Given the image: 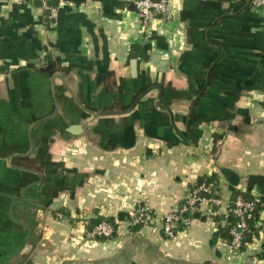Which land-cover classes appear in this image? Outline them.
Returning <instances> with one entry per match:
<instances>
[{
    "label": "crops",
    "instance_id": "1",
    "mask_svg": "<svg viewBox=\"0 0 264 264\" xmlns=\"http://www.w3.org/2000/svg\"><path fill=\"white\" fill-rule=\"evenodd\" d=\"M135 1L0 0V264H264V10L170 0L144 23ZM201 178L221 204L166 237ZM239 195L260 204L228 259Z\"/></svg>",
    "mask_w": 264,
    "mask_h": 264
},
{
    "label": "built area",
    "instance_id": "2",
    "mask_svg": "<svg viewBox=\"0 0 264 264\" xmlns=\"http://www.w3.org/2000/svg\"><path fill=\"white\" fill-rule=\"evenodd\" d=\"M25 1V0H20ZM252 5L257 9L264 10V0H250ZM58 2H64V0H58ZM41 5L51 11L54 10L52 0H40ZM137 12L139 17L144 23L149 22L156 16H163L165 19H171L173 16L172 8L170 6V0H136L135 1ZM207 193L208 195H204ZM219 205L221 204V198L218 196L211 184L202 182L196 184L187 193L184 202L178 208L170 211L164 218V233L166 237L172 238L178 232V227H188L192 215L204 202ZM260 204V199L254 197L253 199H247L239 195L233 201V214L236 217V222L231 226L230 241L228 243V255L227 258H233L237 253H240L246 243L247 234L250 231L249 221L253 219L254 213ZM187 215L182 217V214ZM154 218L152 211L148 205L143 202H139L134 216L131 219L133 225L147 224ZM115 231L113 224L102 221L94 229V233L101 237H111Z\"/></svg>",
    "mask_w": 264,
    "mask_h": 264
},
{
    "label": "trees",
    "instance_id": "3",
    "mask_svg": "<svg viewBox=\"0 0 264 264\" xmlns=\"http://www.w3.org/2000/svg\"><path fill=\"white\" fill-rule=\"evenodd\" d=\"M202 182H206V183H209V182H211L210 180H208L207 178H201L199 181H198V184L199 183H202ZM214 190H215V188H213ZM204 195H208L207 193H203ZM209 196V195H208ZM243 197H245V198H247V199H253L254 197L252 196V197H248V196H244L243 195ZM183 204V203H182ZM181 204V205H182ZM258 208H259V206L257 207V209H256V211H255V213H254V217H253V219H251L250 221H249V226H250V231L248 232V234H247V236L248 235H251L252 233H253V231H254V229H255V216H256V213H257V211H258ZM187 215V213H185V214H182V217L184 216H186ZM192 217H195V214H193L192 215ZM102 221H107V222H109V223H111V224H113L114 225V227H115V231H114V233H113V235L111 236V237H113V236H115V234H116V228H117V225H116V223H115V221H114V219L113 218H111V217H101V216H98L97 218H95V219H92V221H91V223H90V225H89V227L90 228H95L100 222H102ZM236 222V217H235V215L233 214V220L231 221V223H230V226H229V230H230V228H231V226L234 224ZM183 226H181L180 225V227H178L179 229L180 228H182ZM178 229V230H179ZM228 230V231H229ZM230 234V233H229ZM111 237H102V238H104V239H108V238H111ZM230 239H231V237H230ZM230 241V240H229ZM247 241V240H246Z\"/></svg>",
    "mask_w": 264,
    "mask_h": 264
},
{
    "label": "water",
    "instance_id": "4",
    "mask_svg": "<svg viewBox=\"0 0 264 264\" xmlns=\"http://www.w3.org/2000/svg\"><path fill=\"white\" fill-rule=\"evenodd\" d=\"M64 1H78V0H64ZM34 2H36V3H40V0H34ZM53 2L56 4V3H58V0H53ZM47 13H50V11L48 10ZM133 68H134V67H133ZM133 70H134V69H133ZM135 70H136V68H135Z\"/></svg>",
    "mask_w": 264,
    "mask_h": 264
}]
</instances>
